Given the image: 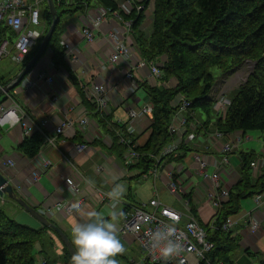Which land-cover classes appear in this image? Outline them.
I'll return each mask as SVG.
<instances>
[{"label":"crops","instance_id":"obj_1","mask_svg":"<svg viewBox=\"0 0 264 264\" xmlns=\"http://www.w3.org/2000/svg\"><path fill=\"white\" fill-rule=\"evenodd\" d=\"M124 1L117 0L120 5ZM147 1L151 3L144 10L146 15L141 27L146 33H150L152 31L154 0H144V2ZM75 17L74 20L69 21L66 27L61 25L60 43L64 40L77 48L79 59H67L65 64L56 66L50 60L49 54H44L30 72L31 75L28 79L30 84L23 85L21 83L10 90L9 94L2 93L3 97L6 95V99L2 98L3 102H0L5 104V108L20 106L30 119L42 125L41 133L44 144L37 155L28 157L19 148L24 140L22 124L0 125V171L10 179L19 196H22L38 210L46 212L57 201L70 203L71 212L45 213L52 222L65 231L70 239V225L74 222L86 221L88 213H95L114 225L122 241L124 251L114 257L117 264H144V256L137 248L139 246L142 249L138 241L132 235L121 233L122 215L127 209V205L134 201L137 203L148 202L147 199L137 197L132 191L131 178L154 179L152 184L154 189L149 198L155 194L156 190L160 194V187L163 188V191L170 193L165 170L176 171L175 167L179 164L172 163L166 166L158 176L151 173L146 176L141 174L140 168H130L124 159H119L113 152L111 125L104 126L99 122L95 112L88 108L84 102L82 91L84 92L85 85L92 82L104 84L107 88L105 92L106 111L110 112L114 121L125 123L128 121L130 108L151 103L150 96L140 82L145 80L150 86H162L161 80L153 76L148 67L136 66L140 57L137 42L134 43L135 51L132 61L123 59L111 62L110 56L114 52V43L109 33L114 29L125 30L124 21L127 20L120 19L114 14L109 15L108 20L101 25V28L95 30V40L89 42L81 32L84 26H82L80 14ZM91 19L92 17H89V21ZM6 67V65H0L1 77L11 78L21 70L19 68L5 71ZM70 72L76 77L77 84L71 79ZM41 73H46L52 79L47 81V76H41ZM225 76L223 74V80H225ZM132 80L138 84V87H133ZM92 103L95 104V111L102 112L97 103ZM84 109L85 111H83ZM179 112L182 113V111ZM82 116L87 117L88 123L85 126L79 124ZM150 121L147 118H141L136 123L138 133H140L137 134L136 139L138 146L143 145L149 137L150 129H146ZM62 122H68L66 132L58 134L56 128ZM191 122L194 125L191 131L195 137L188 143L195 151H192L191 158L187 160V166L182 171H177L175 182L180 192H189L187 195L191 198L192 203L196 204L200 219L203 223H208L216 209L208 199V183L204 180L203 175L196 170L193 157L196 150L205 154L211 162L222 157V154L216 150V143L219 140L218 129L214 127V122H212V127L207 126L204 129H199L198 124L203 121L198 122L195 117ZM247 132L235 130L225 134L227 141H235V148L229 154L230 163L226 167L227 172L221 176L224 185H232L238 179V169L241 164L238 155L239 145L243 141L254 139ZM238 139L239 141H237ZM77 143H87L88 149L77 151L75 148ZM42 157L49 159L52 163V166L45 171L41 170L39 166V160ZM257 159L260 161L261 170L264 169V157L260 155ZM8 160L13 164H9ZM213 170L214 167L211 164L208 171L213 172ZM35 171L38 172L37 179L33 176ZM67 177H72L79 184L81 189L79 195L75 194L65 183ZM102 192L112 193L120 199V202L113 206L112 201L101 200ZM253 199L254 202H244L241 211L233 215L237 223L231 230L241 237V249L236 254L235 264H262L261 262L264 260V205H259L254 197ZM162 201L171 205V202L167 200ZM17 204L7 195H0V206L9 205L7 207L9 211H6L18 222L37 228L43 226L24 208L20 210L16 206ZM171 206L183 209L176 205ZM252 217L263 225L259 233H253L250 229ZM46 243L57 254L55 264H70V261L64 256V243L52 229L46 232L45 242L37 244V264H53L50 259L48 261L43 257ZM247 249L252 254L247 253Z\"/></svg>","mask_w":264,"mask_h":264},{"label":"trees","instance_id":"obj_2","mask_svg":"<svg viewBox=\"0 0 264 264\" xmlns=\"http://www.w3.org/2000/svg\"><path fill=\"white\" fill-rule=\"evenodd\" d=\"M143 4L146 6L148 2ZM95 5L119 10L117 0L62 1L57 10L58 15L59 7H64L68 13H84L88 7ZM120 14L125 20L131 21L138 52L144 61H155L163 55L167 56L161 81H169L173 77L178 79L177 85L171 88L150 86L145 80L140 82L153 104V118L148 139L143 145L134 147L139 158L136 163L129 165L130 168H140L141 174H146L155 164L162 168L171 162H183L188 151H195L191 144L183 142L176 155L160 160L157 158L161 149L177 138L169 126L178 110L188 113L189 121L196 117L198 109L207 114L213 111L214 100L210 94L217 81L212 72L215 66L224 75H231L246 60L255 62L253 71L239 85L235 96L230 98L226 117L216 116L215 121H203L198 124V128L212 127L214 122V127L225 134L235 130L264 132V0H155L150 33L140 27L145 17L144 9L133 8L130 13L121 9ZM60 24H57L48 45L53 50L52 60L56 66L65 64L64 49L59 38L62 31ZM38 48L20 64V69L36 54ZM70 77L77 84L72 72ZM10 80L0 76L2 85ZM179 93L183 95L178 106H175L171 101ZM82 96L99 122L104 126L111 125L113 152L123 159L132 144L121 141V138H131L136 142L137 136L128 133L125 125L114 121L111 114L95 111V104L85 97L83 91ZM3 99H6V95ZM184 102L188 105L184 106ZM43 144V135L37 131L25 137L19 148L26 156L34 157ZM238 155L241 160L239 179L230 188L228 199L221 203L208 223L202 222L197 207L189 195H185L190 201L191 212L199 218L209 240L214 243L207 257L215 263L235 264L236 254L241 249V237L234 234L233 230L223 229V224L227 218L241 211L244 199L264 193V169L254 174L252 165L260 155L264 157V153L250 149L239 151ZM172 176L176 179L177 174L173 173ZM132 204L141 203L134 201ZM49 230L44 225L37 228L22 224L0 206V264H37V244L45 242V234ZM246 251L252 254L250 250ZM64 253L70 261L71 254L66 246ZM261 263L264 264V260Z\"/></svg>","mask_w":264,"mask_h":264},{"label":"built area","instance_id":"obj_3","mask_svg":"<svg viewBox=\"0 0 264 264\" xmlns=\"http://www.w3.org/2000/svg\"><path fill=\"white\" fill-rule=\"evenodd\" d=\"M58 3L66 1L68 3L77 2V0H55ZM143 0H125L123 4H119V10H111L101 5L90 6L86 9V12L82 13V34L89 42L95 40V30H99L101 25L105 22L108 15L114 14L120 17L121 9L125 13H130L133 8L142 9L140 7V2ZM43 0H0V60L3 57H10V59L16 64L20 65L24 60L31 55V53L40 46V42L43 36L46 34L47 26L45 20L41 17V10L39 8L40 3ZM89 17L92 19L89 21ZM121 18V17H120ZM125 30L120 31L119 29L112 30L109 35L112 42L114 43V52L110 56L111 62H118L120 60L126 59L127 61H132V56L135 51L134 43L130 42L132 36V30L130 28V22L124 21ZM4 30H6L4 32ZM16 37L15 39L13 38ZM62 48L64 49V59L65 60H78V50L66 41H61ZM45 54H49L50 60H52L53 50L51 47L46 48ZM135 58V57H133ZM167 60V56L159 61H142L139 67H148L150 72L156 78L160 76V68ZM54 64V62H53ZM31 73H29L23 80V85L30 84ZM41 76H47V80H51V76L46 73H41ZM133 87H138V84L132 80ZM3 85L0 83V88ZM107 88L102 83L92 82L84 86L85 97L90 102H95L98 104V108L108 115L106 111L107 101L105 97V92ZM183 94L179 93L171 103L178 106L180 97ZM99 102V103H98ZM231 100L228 96H216L213 104V110L217 117L225 118ZM85 111V109L83 110ZM129 116L127 122L118 121L124 124L126 130L130 134H140L138 133L136 123L141 118H147L152 121L153 118V104L144 103L137 107H132L129 109ZM191 115V114H190ZM176 116V117H175ZM190 116L188 113L176 112L172 122L169 126V130L176 134L177 138L171 143L165 145L159 155L158 160L162 157L176 155L179 147L183 142H190L195 134L192 133L191 129L194 127L193 123L188 120ZM150 121V124H151ZM22 124L24 138L32 135L37 131H42V125L36 123L27 115V113L20 108V106H10L5 108V104L0 103V125L10 124ZM87 117L82 116L79 120L81 126L87 124ZM150 124L147 129H149ZM68 122H62L56 128V133L66 132V126ZM217 136L219 138L216 143L217 151L222 154V157L215 159L211 162L205 154L196 152L194 153L193 162L196 166V170L199 171L204 180L208 183V199L217 209L220 207L221 203L228 199L230 188L238 181L232 185H224L221 181V176L223 173L227 172V165L230 163L229 154L235 148V141H230L225 138V133L217 131ZM53 142V140H51ZM128 144H132L124 155V162L127 165L136 163L139 158V153L134 149L137 142H134L131 138H121ZM239 141V139L237 140ZM77 151H84L88 149L87 143H77L75 145ZM68 159V158H66ZM39 166L41 170L45 171L52 166L49 159L42 157L39 160ZM9 164H13L12 161H7ZM179 164L176 171L165 170L167 176V184L169 191L172 195L178 197L179 201L183 205V209H177L164 201L159 197V192L150 198L146 203L141 204H128L127 209L124 210L122 215L123 224L121 227V233L125 235H132V237L138 241L142 250L145 252L144 264H201L205 262L206 264H221L215 263L207 257L208 252L214 247V243L209 240L207 236V231L204 226L200 223L199 218L191 212L190 201L185 197L189 192H180L178 186L173 178V173H178L182 171L185 166L183 162H176ZM172 164L168 163L164 167L159 165H154L148 173L158 176L160 171L166 166ZM213 165V172L208 171V167ZM253 172L254 169L259 168L258 171L254 172L256 174L261 170V165L259 159L252 163ZM178 171V172H177ZM38 172L35 171L33 176L37 179ZM65 183L75 192V194H80L79 184L72 178H65ZM222 184V185H221ZM101 200L112 201V205L115 206L120 202V199L109 196V193H103ZM259 205H264V193L255 194L253 196ZM43 213H53L66 211L71 212V205L68 202H55L52 207L45 210H40ZM249 216V214H247ZM237 223V220L230 216L227 218L226 222L223 224V229L231 230L233 225ZM169 226L173 229L172 239L181 245V251L179 254L174 255L167 260L161 255L158 248H153L150 237L153 232L157 229ZM263 225L256 218L251 219L250 229L253 233H259Z\"/></svg>","mask_w":264,"mask_h":264},{"label":"rangeland","instance_id":"obj_4","mask_svg":"<svg viewBox=\"0 0 264 264\" xmlns=\"http://www.w3.org/2000/svg\"><path fill=\"white\" fill-rule=\"evenodd\" d=\"M147 2H148V4L146 6H144V4H143L144 0L142 2H140V5H141L140 7H142V9L145 10L151 3L149 1H147ZM154 2H155V0H154ZM154 2H153V4H154ZM39 8L41 10V17L45 20L46 26L49 27L53 22L52 21V15L49 12V7L47 6V4L45 2H42V3H40ZM63 8L64 7H59V15L61 17V21L58 24L61 23V25L63 24V27H66L67 24L69 23V21L74 20L76 18L75 16L79 15V12L68 13V12L64 11ZM151 9H152V6H151ZM153 10H154V8H153ZM144 14L146 15L145 12H144ZM120 15H121L120 16L121 18L120 17L119 18L124 19L122 14H120ZM108 17H109V15H108ZM108 17L106 18L105 21L108 20ZM127 21L131 22L130 20H127ZM152 24H153V15H152L151 26H152ZM140 27H141V25H140ZM141 29H142V27H141ZM61 30L62 29H60V31ZM13 38L15 39L16 37L13 36ZM130 42L131 43L133 42L136 44V39L134 38L133 33H132ZM164 57H166V55H163L161 58H164ZM139 61L141 62L143 60H140V58H139ZM0 65H6L7 66L5 71H13V70H17L20 68V65L13 62L10 59V57H3V59L0 60ZM254 65H255L254 61L246 60L245 63L243 65H241L239 68H237L236 71L231 73V75H226L225 80L222 79L223 73L220 70V68L218 66L213 67L212 68L213 76H214L215 80H217V83H218L216 88H215L217 90V92H214L215 98H216V96H219V95L229 96V98L234 97L236 92L238 91L239 85L242 84L246 80L248 74L253 71ZM136 66H137V63H136ZM4 73L6 74L7 72H4ZM13 77H11V78H13ZM177 82H178V79L174 78L169 82V85L172 86L174 84H177ZM2 98H3V95L1 94L0 95V101L2 100ZM195 116H196L195 118L198 120V122L207 121V120H211V121L216 120V114L214 113V111H212L210 114H207L206 112L202 111L201 109H198L196 111ZM247 134L253 136L254 139L249 140V141H245V142L243 141V143H241L239 145V149L240 150H247V149L254 148L259 153H263L264 152V132H262L260 130H250L247 132ZM136 136H138V135H136ZM139 137H140V135H139ZM240 150H238V151H240ZM191 155H192V151H188L187 155L185 156V158L183 160L184 166H187V160L191 158ZM258 169L259 168L254 169V172L258 171ZM153 182H154V179H152V178H149V180H147V179H144L143 177H137V178H131L130 185H131L132 191L137 195V197H139L140 199H147L149 201L150 200L149 197H150V195L154 189V187L152 186ZM159 197L161 200H167V201L171 202V205H176L180 208H183V205L179 201L178 197L175 195H172L171 193L163 191L162 187H160ZM253 200H254L253 197H249V198L244 199L242 202V206L244 205L243 204L244 202H246V201L247 202H254ZM13 203L15 204V202H13ZM194 205H196V204L194 203ZM8 206L9 205L3 206V208L5 210H8L7 209ZM16 206L18 208H20V210H22V208H23L21 205H18V204ZM137 248H138L139 252H141V255L145 256V252L142 249H140L139 246H137ZM43 257L46 258L48 261L50 259L51 263H53V264L56 263L57 254L54 250L51 249V247L48 243H46V247L44 250Z\"/></svg>","mask_w":264,"mask_h":264},{"label":"clouds","instance_id":"obj_5","mask_svg":"<svg viewBox=\"0 0 264 264\" xmlns=\"http://www.w3.org/2000/svg\"><path fill=\"white\" fill-rule=\"evenodd\" d=\"M109 196L113 194L109 193ZM87 216L86 221L70 225L74 245L70 264H117L114 257L124 251V246L114 225L95 213H88ZM172 232L171 227L165 226L150 237L153 248H158L165 260L182 250L181 245L171 238Z\"/></svg>","mask_w":264,"mask_h":264},{"label":"water","instance_id":"obj_6","mask_svg":"<svg viewBox=\"0 0 264 264\" xmlns=\"http://www.w3.org/2000/svg\"><path fill=\"white\" fill-rule=\"evenodd\" d=\"M48 4L53 15V22L50 25L47 33L42 39L40 46L36 52V54L29 60V62L13 77L11 80L3 85L0 88V94L8 93L10 90L16 88L18 85L22 83L25 77L31 72V70L35 67L36 63L43 56L45 49L47 48L53 33L56 29L57 24L60 22L61 17L57 13V7L53 0H48ZM0 195H7L12 200L16 201L19 205H21L27 212L32 214L39 222H41L44 226L51 228L54 232L57 233V236L62 240L64 245L68 248L71 256L74 251V245L72 244L71 239L65 233V231L60 228L57 224L52 222L45 214L41 213L37 208L32 206L26 199L22 196H19L16 187L11 183L10 179L4 175L2 171H0Z\"/></svg>","mask_w":264,"mask_h":264},{"label":"bare ground","instance_id":"obj_7","mask_svg":"<svg viewBox=\"0 0 264 264\" xmlns=\"http://www.w3.org/2000/svg\"><path fill=\"white\" fill-rule=\"evenodd\" d=\"M54 1V3H55V6L57 7L58 6V4H60V3H58L57 1H55V0H53ZM43 2H45L46 4H47V6L49 7V4H48V0H43ZM49 10H50V7H49ZM51 11V10H50ZM57 13H58V10H57ZM79 14H82L81 12H79ZM61 21V20H60ZM61 25V24H60ZM130 27H131V22H130ZM140 54V53H139ZM140 58V60H143V59H141V56L139 57ZM162 58H160L159 60H161ZM71 60V59H70ZM159 60H155V61H159ZM144 61V60H143ZM142 62V61H141ZM139 60H138V62H137V66L139 67V64L141 63ZM165 64V63H164ZM164 64L161 66V68H160V76H159V79L161 78V75L163 74V67H164ZM175 77H173V78H171L169 81H161V84H162V86H164V87H166V88H171V87H174V86H176L177 84H174V85H169V82L172 80V79H174ZM161 80V79H160ZM48 81V80H47ZM217 81H216V85L212 88V91H211V94H210V96L213 98V100H215V94H214V92H217V90L215 89L216 88V86H217ZM231 98V97H230ZM180 99H181V97H180ZM188 105V103L187 102H184V106H187ZM179 111H182V110H178V112ZM182 113H184L183 111H182Z\"/></svg>","mask_w":264,"mask_h":264}]
</instances>
